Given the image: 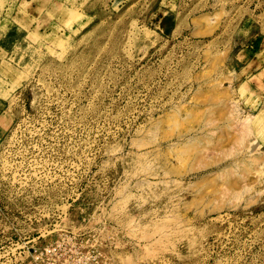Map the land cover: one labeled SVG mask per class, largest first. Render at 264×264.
Wrapping results in <instances>:
<instances>
[{"label": "rangeland", "instance_id": "1", "mask_svg": "<svg viewBox=\"0 0 264 264\" xmlns=\"http://www.w3.org/2000/svg\"><path fill=\"white\" fill-rule=\"evenodd\" d=\"M62 233L264 264V0H0V264Z\"/></svg>", "mask_w": 264, "mask_h": 264}, {"label": "built area", "instance_id": "2", "mask_svg": "<svg viewBox=\"0 0 264 264\" xmlns=\"http://www.w3.org/2000/svg\"><path fill=\"white\" fill-rule=\"evenodd\" d=\"M35 264H103V253L91 240L72 233L52 237L41 246L32 247Z\"/></svg>", "mask_w": 264, "mask_h": 264}]
</instances>
